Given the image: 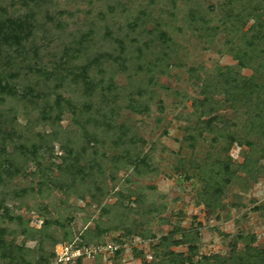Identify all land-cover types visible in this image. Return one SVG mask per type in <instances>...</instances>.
<instances>
[{
	"label": "trees",
	"instance_id": "1",
	"mask_svg": "<svg viewBox=\"0 0 264 264\" xmlns=\"http://www.w3.org/2000/svg\"><path fill=\"white\" fill-rule=\"evenodd\" d=\"M6 1L10 7L18 5L27 12L24 15L16 14L18 12L9 15L6 10L0 9V103L8 97L13 102L31 104L38 111L33 126L49 125L51 132L37 134L35 138L28 136L32 133L29 126L23 130L13 127V108L7 107V110L0 111V188L3 186L5 189L0 191V210L3 209V219L14 222L20 228L18 232L0 227V264H51L55 259L56 246L71 243L76 247L103 245L102 235L109 230L101 228L97 222L94 231L84 232L80 240L73 242L70 232L58 220L46 218L41 228L35 230L29 228L28 222L22 217L10 216L3 207L5 199H19L25 191L36 190L41 193L49 189V184L66 193H74L78 198L84 199L90 195L94 199L96 196L93 192H100L98 184L94 182L105 176L107 164L111 165L110 168H117L116 164L120 162V166L133 167L135 173L149 171L150 156L142 150L143 140L129 132L131 130L125 123L116 125L115 120L119 116V104L134 113H148V105L156 95L151 88L155 85L154 78L156 74H168L173 65L172 58L176 56L175 43L155 13L149 9L158 7L159 0H147L146 7L139 6L134 10L119 4V1L98 0L104 3L105 9L85 10L83 15L80 12H66L75 26L69 28L65 22L54 26V34H64L67 41L62 44L58 56L44 61L36 46L30 44L29 38L36 27L34 14L41 9L45 0ZM168 1L163 0V8L167 11ZM170 4L175 6V0H170ZM206 4L205 0H196L186 16V25L209 43L213 42V36L223 33V47L237 62L238 69L219 67L214 75L202 80L199 90L201 98L194 99L191 104L196 122L185 128L187 140L193 141L207 132L214 139L224 138L229 146L237 144L248 147L252 153L258 152V160L252 161L249 156L239 165L240 171L252 174L256 169H264L259 164L264 162V147H257L253 140L254 137L264 139V0H217L215 4ZM64 14L59 13L60 17ZM150 24L152 28H148ZM247 68L253 72L250 77L240 73L241 69ZM132 70L136 75L146 77L147 81L142 82L146 88L137 89V93L130 91L128 98H121L123 93L119 94L114 75L117 72L127 74ZM21 77L26 84H23ZM30 77L33 80L27 79ZM61 90L71 92L74 96H64ZM19 91L22 92L20 96ZM50 93L55 95L52 105L48 104ZM221 95L222 99H216ZM222 106H228L235 112L240 109L243 111L246 115L243 128L236 131L238 127L235 123L218 114ZM64 113L71 114L73 120L63 130L59 124ZM7 142L12 143L9 152L5 147ZM53 142L59 143L64 151L62 163L57 166V177L47 175L45 169L49 167L39 164L41 154L53 149ZM109 151L113 156L107 154ZM30 162L41 173L37 188L10 189L12 180L24 175ZM231 162L227 155L226 159L217 158L212 167L199 168L204 176L200 196L207 208L219 206L224 188L230 185ZM107 212V208L102 209V214ZM53 225L65 232L62 240L51 236L49 231ZM18 233L25 240H39L41 252L36 254L25 244L17 245L15 238ZM175 234H180L179 240H174ZM8 235L13 238L8 240ZM44 241L51 242V253L42 251ZM194 241L193 236L180 227L161 238L158 248L165 250L162 253L166 258L165 264H177V260L192 264ZM110 242L120 244L123 240ZM180 245H188L187 254L170 250L172 246ZM120 255L121 250L118 249L108 258V264H120ZM93 259L94 264H101L100 256ZM211 259L214 262L210 263ZM202 260L204 262L196 263L227 264L235 260L238 264H264V251L248 249L241 257L231 255L224 259L213 256L203 257ZM83 262L81 258L77 264ZM142 264L163 263L143 259Z\"/></svg>",
	"mask_w": 264,
	"mask_h": 264
},
{
	"label": "rangeland",
	"instance_id": "2",
	"mask_svg": "<svg viewBox=\"0 0 264 264\" xmlns=\"http://www.w3.org/2000/svg\"><path fill=\"white\" fill-rule=\"evenodd\" d=\"M118 1L132 10L139 6L146 7L148 4L147 0H114V3ZM216 1L205 0L206 5L215 4ZM168 2V11L163 8V0H159L158 7L149 9L155 13L161 26L175 43L176 56L172 58L173 65L168 74H156L155 85L151 87L156 95L148 105V113H134L119 104V116L115 120L116 125L125 123L131 130L129 132L137 134L143 140L142 150L150 156L149 171L141 170L135 173L133 167L124 164L120 166V162L116 164L117 168H110L111 165L107 164L108 171L105 176L100 181L97 178L94 182L100 190L93 192L97 198L92 199V196L86 195L81 199L74 193H66L49 184V189H44L41 193L36 190L25 191L19 199L8 197L3 207L10 216L22 217L28 222L29 228L35 230L41 228L46 218L58 220L64 224L65 230L70 232L73 242L80 240L84 232L94 231L99 222L101 228L109 230L102 235L101 241L104 244L123 240L122 243L115 244L121 250L120 264H142L143 259L165 264L166 258L162 255L165 250L158 248V244L161 238L170 235L176 227L182 228L195 239L192 242L195 246L192 264L202 262L203 257L220 256L228 259L231 255L241 257L248 249L264 251V169H256L252 174L239 169L246 157L251 156L252 161H256L259 159V153H252L246 146H229L224 138L214 139L213 135L207 132L203 133L202 137H195L190 141L187 140L185 132L186 126L196 122L191 104L194 99L201 98L199 90L202 80L206 76L214 75L219 67L229 66L237 70V62L223 47V33L213 36V42L209 43L187 27L185 19L196 0H175V6L170 4V0ZM99 7L105 9L104 3L98 0H45L41 9L34 14L36 27L29 38L30 44L36 46L44 61L54 59L60 54L62 44L67 41L64 34H54V26L58 23H67L69 28L75 26L66 12H80L83 15V11H98ZM160 8L162 11H159ZM0 9L6 10L9 15L14 12L24 15L27 12L18 5L10 7L6 0H0ZM59 13L65 14L60 17ZM148 28H152V25H148ZM240 73L247 77L253 74L248 68L241 69ZM20 76H23L22 73ZM21 80L24 79L21 77ZM144 80L147 81L145 76H138L133 70L127 74L117 72L114 75L119 94H124L121 98H128L130 91L137 93V89L146 88L145 83H142ZM23 84H26L25 80ZM62 90L61 94L64 96H74L73 93ZM21 93L19 91V96ZM216 99H222V95ZM48 100V104L52 105L55 95L50 93ZM142 100L145 102V99ZM7 107L14 109L11 111V123L15 129L23 130L29 126L32 133L28 136L33 138L37 134H50L49 125L33 126L37 121L38 111L31 104L24 101L13 102L7 97L0 103V111L7 110ZM218 114L235 123L238 127L236 131L245 124L246 115L241 109L235 112L228 106H222ZM72 120L71 114L64 113L59 124L61 129H67ZM258 138L253 139L257 147H264V139ZM5 147L9 152L12 143L7 142ZM52 148L51 151L48 149L46 154H41L39 164L49 167L45 169L47 175L57 177V166L62 163L64 151L57 142L52 143ZM107 154L113 156L111 151ZM227 155L232 160L231 183L224 188L219 206L207 208L200 196L204 177L201 170L213 165L217 158L226 159ZM259 164L264 167V162ZM40 174L35 164L30 162L24 175L13 179L9 188H37ZM3 190L5 189L2 186L0 191ZM105 208L108 212L102 214V209ZM2 210L0 227L19 232L20 228L18 229L14 222L3 219ZM49 232L58 240L64 238L65 232L56 225L51 226ZM12 238L7 236L8 240ZM173 238L179 240L180 234L173 235ZM15 243L25 244V247L36 254L41 252L39 240H25L19 233ZM42 244V251L51 253V242L44 241ZM170 250L187 254L188 245L172 246ZM93 260H86L84 264H94ZM100 260L101 264L109 263L108 259L104 262L101 257ZM212 262L213 259L210 260V263ZM235 262L237 261H228L227 264H238ZM177 264L188 263L177 260Z\"/></svg>",
	"mask_w": 264,
	"mask_h": 264
},
{
	"label": "built area",
	"instance_id": "3",
	"mask_svg": "<svg viewBox=\"0 0 264 264\" xmlns=\"http://www.w3.org/2000/svg\"><path fill=\"white\" fill-rule=\"evenodd\" d=\"M117 250V245L108 243L91 247H76L74 244H60L54 250L55 259L51 264H77L81 258L84 264L86 260H90L95 256L102 257L105 262Z\"/></svg>",
	"mask_w": 264,
	"mask_h": 264
}]
</instances>
